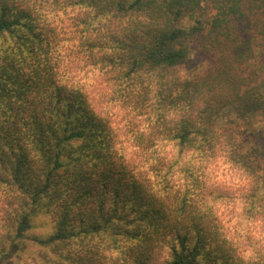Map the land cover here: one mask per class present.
Here are the masks:
<instances>
[{"label":"trees","instance_id":"1","mask_svg":"<svg viewBox=\"0 0 264 264\" xmlns=\"http://www.w3.org/2000/svg\"><path fill=\"white\" fill-rule=\"evenodd\" d=\"M193 43L218 66L174 80ZM257 47L264 0H0V264H248L209 172L264 217V142L209 125L264 114Z\"/></svg>","mask_w":264,"mask_h":264},{"label":"rangeland","instance_id":"2","mask_svg":"<svg viewBox=\"0 0 264 264\" xmlns=\"http://www.w3.org/2000/svg\"><path fill=\"white\" fill-rule=\"evenodd\" d=\"M217 61L218 59L202 45L193 43L189 60L185 64L172 68L171 75L177 81L187 80L218 66ZM245 68L246 74L256 71L264 77V51L261 48L255 49L254 58L247 62ZM86 83L93 97L104 99L102 106L109 111L112 124L127 126L126 106L113 101L112 96H107L102 77L93 75L89 84L87 81ZM216 125L235 128L236 137L243 140L247 147L264 142V114L262 113L241 119L232 110L227 109L219 115L218 120L209 125V128ZM209 173H212L214 184L229 197L228 200H218L219 220L225 223V228L231 237L238 238L245 246L243 253L249 256L248 264H258L264 261V217L249 218L246 214L245 197L250 192L249 182L247 179H241L236 172L223 163L222 159L216 161Z\"/></svg>","mask_w":264,"mask_h":264}]
</instances>
